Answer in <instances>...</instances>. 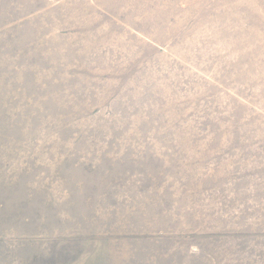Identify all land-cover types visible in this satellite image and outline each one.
<instances>
[{"label": "rangeland", "instance_id": "obj_1", "mask_svg": "<svg viewBox=\"0 0 264 264\" xmlns=\"http://www.w3.org/2000/svg\"><path fill=\"white\" fill-rule=\"evenodd\" d=\"M0 264H264V0H0Z\"/></svg>", "mask_w": 264, "mask_h": 264}, {"label": "crops", "instance_id": "obj_2", "mask_svg": "<svg viewBox=\"0 0 264 264\" xmlns=\"http://www.w3.org/2000/svg\"><path fill=\"white\" fill-rule=\"evenodd\" d=\"M0 195H1V191H0Z\"/></svg>", "mask_w": 264, "mask_h": 264}]
</instances>
